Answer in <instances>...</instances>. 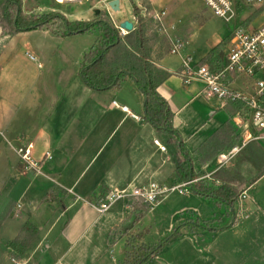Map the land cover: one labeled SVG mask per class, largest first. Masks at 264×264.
I'll list each match as a JSON object with an SVG mask.
<instances>
[{"label": "crops", "instance_id": "obj_1", "mask_svg": "<svg viewBox=\"0 0 264 264\" xmlns=\"http://www.w3.org/2000/svg\"><path fill=\"white\" fill-rule=\"evenodd\" d=\"M131 24L134 26L135 20ZM163 24L170 27L173 21L168 16ZM80 35L83 34L59 38L47 30H35L5 36L0 30V264H115V260H103L102 256L115 249L117 243L109 240L110 233L125 220L132 207L121 201L119 210L113 211L111 205L107 212L99 214L97 195L130 192L151 183L161 187L167 182L177 184L174 172L180 145L190 155L193 168V162H197L195 151L227 122L237 132L232 146L218 155L240 145V130L226 111L227 105L221 107L217 100L205 99L203 83H184L181 79V59L191 57L186 45L181 55L175 56L169 54L165 40L166 48L154 45L151 53L153 65L169 74L156 93L171 113L170 123L175 132L171 135L143 121L144 98L133 79L130 81L137 92L129 95L139 98L133 97L131 103L122 97L121 88L94 90L83 82L76 67L79 69L85 52L74 60L68 59L67 53L74 51L72 42H62ZM173 35L185 38L190 35L189 27L180 23ZM52 42H58L66 54ZM50 52H58L68 66L58 78L48 67ZM222 52L225 58V51ZM207 54L193 64L200 65ZM23 55L34 58L38 68V61H42L46 70L26 74L19 60ZM216 112L224 113L226 120L210 129ZM261 136L259 141L250 143L264 142ZM114 138L111 150L103 154ZM154 140L166 148L165 153L158 150ZM21 148L29 150L32 159L39 162L38 172L25 171L16 154ZM45 153L49 158H44ZM218 155L199 168L208 179L206 169L211 165L216 168L210 174L222 168L216 161ZM235 161L236 156L225 169ZM255 183L241 195L246 197ZM53 186L66 192L61 205L47 198ZM241 195L237 200H243ZM71 210L74 213L70 218ZM26 222L37 226L38 235L23 257L13 258L7 244ZM126 252L121 249L120 264H127Z\"/></svg>", "mask_w": 264, "mask_h": 264}, {"label": "rangeland", "instance_id": "obj_2", "mask_svg": "<svg viewBox=\"0 0 264 264\" xmlns=\"http://www.w3.org/2000/svg\"><path fill=\"white\" fill-rule=\"evenodd\" d=\"M42 4L52 7V9L44 8ZM133 5L139 10L141 9L139 14L144 16L146 23H148L153 12H158L161 8H164L166 9V16L163 20L167 21L169 16V20L173 21L174 29L180 23L189 27L190 35H187L189 37L185 48L188 47L193 62L198 61L223 42H225V45L222 50L226 51L228 38L240 22V18H236L230 23H224L214 17L200 0H120L119 11L111 13V19L117 26H120L124 21L134 23ZM51 10L61 13L69 22L93 21L95 10H99L106 15L105 8L97 0H82L81 2L72 0H24L22 6L23 13L33 15L51 12ZM155 34L153 36L151 31L148 32L151 53L154 51V45L166 48L158 29H156ZM185 38H181V40L184 41ZM95 40L96 35L86 33L77 38H72L71 41L70 39H64L62 42H65V44L72 42V48L74 49L73 54L71 50L66 57L74 60L80 53L88 52L94 45ZM163 40L165 39L163 38ZM54 43L52 42V44ZM58 44L56 42L55 47L58 46L62 49V46ZM62 52H65L64 49H62ZM50 53L51 67L49 64L48 67L51 68L53 75L58 78L60 73L68 69V66L63 63V59L58 55V52ZM19 60L22 61V67L28 75L40 74L46 70L42 61H38L41 65L38 68L37 63L33 61L34 58L31 60L23 55ZM76 70L79 72L77 67ZM233 87L244 94H251V89L247 88L246 82L241 78L236 80ZM120 88V93H122L124 99L129 100L130 103L133 97L138 100L139 95L133 97L129 95L132 91L137 92L129 78L127 81H123ZM224 120H226L224 113L216 112L211 118L210 129L220 125ZM252 133L254 134L253 129ZM256 134L264 137V131L256 130ZM114 141L115 138L109 143L103 154L111 150ZM259 144L264 149V142ZM175 157L174 155L173 158ZM228 165H224L221 170H224ZM232 166H229V169ZM201 167L198 162H193V168L196 172L201 170L199 169ZM215 168L216 165L213 164L206 169L210 180L213 179L216 172L213 174L209 172ZM201 172V179L209 180L205 176L206 173L202 170ZM256 174L257 172L250 166H244L242 169V176L245 181L252 179ZM87 177L89 176H85L83 181L87 180ZM176 185L167 182L165 188L169 190ZM134 202L136 201L128 200L126 204L131 208ZM112 205V210L116 211L120 209L122 202L117 201ZM129 210L131 211L126 215L125 220H128L132 214V209ZM73 213L74 210L69 211L70 218ZM141 220V224H139V221L122 238L119 237L118 230L115 231L112 240L117 245L115 249L108 251L107 256H102L103 260L110 258L115 260V264H120L123 262L122 248H125L127 252H131V246H135L136 249L142 243L154 244L165 237L170 226L169 231L172 228L179 227L182 223L191 221L194 223L195 220H198V226L193 229L189 230L186 226L180 227L179 234L171 237L169 242L161 247L159 253L148 259L144 264H264V176L251 187L243 200H236L231 209H226L213 200L199 197L187 188L183 195H180L178 191L171 192L158 204L148 205V213ZM207 221L209 222L208 226L205 225ZM233 222L235 225L232 227L230 224ZM206 226L207 229L204 228Z\"/></svg>", "mask_w": 264, "mask_h": 264}, {"label": "trees", "instance_id": "obj_3", "mask_svg": "<svg viewBox=\"0 0 264 264\" xmlns=\"http://www.w3.org/2000/svg\"><path fill=\"white\" fill-rule=\"evenodd\" d=\"M23 0H0V30L5 36H14L19 33L47 30L55 37L64 38L72 34L96 35L92 48L83 54L79 65V74L83 82L94 90L120 89L123 81L133 79L137 89L144 98L143 121L151 124L160 131L174 135L170 120L171 113L166 103L156 93L157 87L165 81L169 74L156 68L151 60V46L148 32L155 36L157 23L151 18L148 23L139 14V8L133 5L132 15L135 20L134 29L122 37L104 13H99L93 21L69 22L61 13L51 10L42 14H28L22 12ZM44 8L52 9L50 6ZM165 42V40H162ZM225 42L214 47L200 62L207 64L212 72H219L224 65L222 52ZM226 111L231 118L240 114L243 119L248 116V109L241 102H230ZM236 128L227 122L215 131L196 151L197 162L204 166L212 161L219 153L230 148L236 135ZM174 137V136H173ZM175 142L177 139L175 138ZM180 157L174 172L175 181L179 183L192 182L191 190L199 197L215 201L226 209H231L237 198L253 183L264 175V149L256 143L246 145L236 155V161L231 169L217 171L212 180L201 179L202 172L194 171L190 155L182 145L179 147ZM244 166H250L257 174L245 181L242 176ZM217 183H220L217 185ZM62 189L53 186L47 198L58 205L62 204L65 196ZM96 197V195H95ZM106 195L100 194L95 198L97 204L105 201ZM148 213V205L134 202L132 214L128 220H124L118 227L111 231L109 240L118 230L119 237H124L145 215ZM208 221L205 225L208 226ZM199 224L182 223L177 228H172L165 237L154 244H140L136 249L126 253L127 264H144L148 259L155 257L161 247L169 242L171 237L179 234L182 226L193 229ZM207 226L204 227L207 229ZM38 228L30 222H26L17 237L7 244L13 258H20L26 253L29 245L38 235ZM132 258V260H130Z\"/></svg>", "mask_w": 264, "mask_h": 264}, {"label": "built area", "instance_id": "obj_4", "mask_svg": "<svg viewBox=\"0 0 264 264\" xmlns=\"http://www.w3.org/2000/svg\"><path fill=\"white\" fill-rule=\"evenodd\" d=\"M72 1L81 2L82 0ZM97 1L105 8L107 17L120 35L122 37L127 35L128 32L120 29L111 19V13L115 11L109 4L115 0ZM117 1L119 11L120 0ZM200 1L214 17L224 23H230L236 18H240L239 25L236 26L228 38L224 65L219 72H212L207 65H194L190 56H183L179 73L184 83L191 81L203 83L205 99H215L221 107L230 102H241L248 109L249 114L246 119H243L240 114L233 118L234 125L240 130V145L232 148L227 153L218 155L217 164L219 167H223L248 143L262 139L261 135L256 134V130L264 131V0ZM165 16V10H160L153 12L151 19L157 23V29L161 37L169 44V54L180 56L186 44L173 35L175 31L173 26H164L163 18ZM238 78L243 79L247 88L251 89L250 95L234 89L233 86ZM153 144L160 152H166V148L157 140H154ZM16 154L25 171L38 172L39 162L32 159L29 150L21 148L16 151ZM44 158H49V154L45 153ZM191 184L192 182L182 183L167 190L165 187L151 183L140 188H134L130 192L122 190L107 195L105 201L100 202L96 210L99 214H103L117 201L134 200L149 206L158 204L168 193L178 191L180 195H183L187 188L191 189ZM242 197L245 198L244 194L241 195Z\"/></svg>", "mask_w": 264, "mask_h": 264}, {"label": "water", "instance_id": "obj_5", "mask_svg": "<svg viewBox=\"0 0 264 264\" xmlns=\"http://www.w3.org/2000/svg\"><path fill=\"white\" fill-rule=\"evenodd\" d=\"M118 4H119L118 1L115 0V1L111 2V3L109 4V6H110L115 12H117V11H118ZM99 13H100L99 10H95V11H94V16H97ZM119 28H120V29H123V30H125V31H127L128 33L131 32V31L133 30V26H132V24H131L130 22H128V21H124V22H122V23L120 24Z\"/></svg>", "mask_w": 264, "mask_h": 264}]
</instances>
